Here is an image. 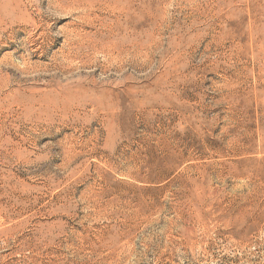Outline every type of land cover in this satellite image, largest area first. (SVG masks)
<instances>
[{"label": "rangeland", "instance_id": "obj_1", "mask_svg": "<svg viewBox=\"0 0 264 264\" xmlns=\"http://www.w3.org/2000/svg\"><path fill=\"white\" fill-rule=\"evenodd\" d=\"M0 264H264V0H0Z\"/></svg>", "mask_w": 264, "mask_h": 264}, {"label": "bare ground", "instance_id": "obj_2", "mask_svg": "<svg viewBox=\"0 0 264 264\" xmlns=\"http://www.w3.org/2000/svg\"><path fill=\"white\" fill-rule=\"evenodd\" d=\"M36 20V19H35ZM4 22V21H3ZM37 22V21H36ZM39 23V22H38ZM45 24V23H44ZM35 25V24H34ZM43 25V24H42ZM4 26V25H3ZM39 27V26H38ZM12 30V29H11ZM47 30V29H46ZM3 35V34H2ZM188 193H190V192H188ZM187 196V195H186ZM190 197V196H189ZM191 198V197H190ZM189 199V198H188ZM192 201V200H191Z\"/></svg>", "mask_w": 264, "mask_h": 264}]
</instances>
